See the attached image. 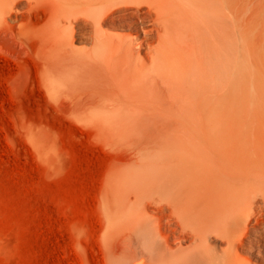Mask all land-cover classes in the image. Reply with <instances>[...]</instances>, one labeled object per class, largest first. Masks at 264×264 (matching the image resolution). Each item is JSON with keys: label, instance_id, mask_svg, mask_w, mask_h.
<instances>
[{"label": "rangeland", "instance_id": "1", "mask_svg": "<svg viewBox=\"0 0 264 264\" xmlns=\"http://www.w3.org/2000/svg\"><path fill=\"white\" fill-rule=\"evenodd\" d=\"M37 5L18 7L0 28V264H174V235L183 229L174 232V218L151 199L146 208L135 201L133 164L140 148L195 144L208 122L239 130L241 145L256 149L255 132L264 133V0L224 2L221 111L208 113L200 96L165 88L160 107L136 128L129 114L93 112L107 88L96 83L101 68L82 69L90 36H76L67 88L50 84L43 50L27 48L18 34L47 8ZM119 192L124 219L135 228L144 220L154 238L109 242L106 205Z\"/></svg>", "mask_w": 264, "mask_h": 264}, {"label": "bare ground", "instance_id": "2", "mask_svg": "<svg viewBox=\"0 0 264 264\" xmlns=\"http://www.w3.org/2000/svg\"><path fill=\"white\" fill-rule=\"evenodd\" d=\"M33 1L47 8L18 34L27 48L43 50L54 88L68 86L77 34L92 38L82 69L95 75L101 68L96 83L107 88L94 113H126L133 118L127 125L140 127L165 88L200 96L208 113L221 111L225 0H0V28ZM212 125L195 144L140 148L133 197L143 208L151 199L174 218V232L183 229L174 235V264H264V133L255 132L252 151L241 145L239 130ZM124 202L122 192L108 199L109 242L141 234L151 240L144 220L135 228L124 219Z\"/></svg>", "mask_w": 264, "mask_h": 264}]
</instances>
